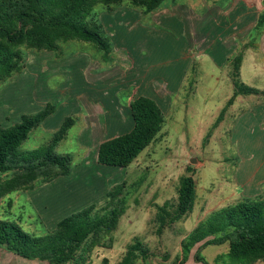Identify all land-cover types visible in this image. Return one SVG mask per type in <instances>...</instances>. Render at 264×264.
<instances>
[{"label": "rangeland", "instance_id": "rangeland-1", "mask_svg": "<svg viewBox=\"0 0 264 264\" xmlns=\"http://www.w3.org/2000/svg\"><path fill=\"white\" fill-rule=\"evenodd\" d=\"M105 9L103 4H98L88 21L101 25L109 54L94 43L77 40L60 44L57 52H38L24 47L25 68L0 87V129L19 123L23 115L41 112L47 104L56 108L49 122L44 121L29 134L20 151L47 146L67 119L74 121L66 138L54 148L55 155L71 158V174L54 179L47 185V179L41 176L25 188L6 194L0 198V219L17 224L30 235L45 236L56 229L57 221L71 214L90 206L99 210L105 208L108 193L123 188L127 206L113 236V247L95 250L90 264H101L104 258H108L110 264H118L136 239L153 253V264L179 263L182 259L181 243L187 235L222 205L228 206L230 194L236 192L234 177L243 158L254 165L264 159V119L254 117L248 127L235 130L238 109L246 103L237 104L228 111L220 127L212 130L227 100L233 95V89L226 79H222L220 84L215 80V76L221 75L211 60L217 49L215 53L210 52L211 56L201 58L196 45L192 50V62H197V71L189 75L190 79L195 77V85L192 92L187 89L191 94L186 96L184 93L175 101L156 141L128 168L98 164L95 139L101 137L108 141L113 136L132 131L133 120L126 105L127 97L137 84L146 79L148 70L162 63L152 50L136 42L132 49H136L140 56L134 57L136 67H133L129 54L125 51L119 53L110 38L117 28L109 29L102 22L106 13L113 14L118 10L140 13V8L123 7L113 12ZM148 15L141 21L146 31L151 29ZM256 35L257 32L254 37ZM263 57L258 51L248 53L240 77L247 86L259 91H264V73L260 67ZM118 69L121 70L119 76ZM111 81L121 84L113 85ZM253 99L264 103V95ZM92 117L102 125L109 123L110 118L116 119L118 125L114 127V135L107 132L99 137L93 135L89 129ZM209 134L210 138L207 137ZM189 166L196 170L194 210L160 238L156 234L155 222L158 207L177 200L180 178L187 173ZM12 177L10 173L3 176L0 190ZM43 194H48L49 200L40 198ZM52 201L58 204L55 205L58 208L51 210L57 214L48 218L46 202L52 204ZM199 247L194 248L186 264H200L194 260ZM228 250V244L210 245L201 249V255L213 264L218 255Z\"/></svg>", "mask_w": 264, "mask_h": 264}, {"label": "trees", "instance_id": "trees-1", "mask_svg": "<svg viewBox=\"0 0 264 264\" xmlns=\"http://www.w3.org/2000/svg\"><path fill=\"white\" fill-rule=\"evenodd\" d=\"M168 0H0V87L25 68L23 48L38 52H57L60 44L68 41L94 43L109 54V45L101 32V25L88 17L98 4L105 11L117 8H140L143 14L157 11ZM175 1V0H172ZM264 27V13L258 28ZM243 57L233 62L234 93L221 111L212 130L223 122L228 109L240 96H260L259 91L240 80ZM48 104L35 115H23L21 121L9 128L0 129V180L7 174L13 177L0 190V198L19 191L39 177L45 183L71 174L69 156H57L54 148L64 140L72 119H67L47 146L34 151H20L29 134L55 113ZM134 128L131 132L102 143L98 149L100 165L128 168L161 134L166 118L155 101L139 97L131 104ZM211 137V134L207 136ZM196 170L187 167L180 178L175 202L158 207L155 222L160 238L173 225L193 212L196 200ZM108 204L103 209L90 206L69 215L57 223L48 235L36 237L17 224L0 219V248L22 259L43 261L49 264H90L97 249H112L114 234L125 214L127 199L123 188L108 193ZM228 244L227 253L218 255L213 264H255L264 262V194L255 199L223 207L205 220L182 241V259L175 264H186L198 245L194 260L209 264L201 249L210 245ZM153 253L136 239L129 245L118 264H153ZM101 264H110L104 258Z\"/></svg>", "mask_w": 264, "mask_h": 264}, {"label": "crops", "instance_id": "crops-1", "mask_svg": "<svg viewBox=\"0 0 264 264\" xmlns=\"http://www.w3.org/2000/svg\"><path fill=\"white\" fill-rule=\"evenodd\" d=\"M163 4L157 11L148 15L150 16L148 18L150 28L153 29L149 31H146L141 24L147 14L141 12L118 10L113 14L106 13L102 16V22L106 27L109 26V29L111 27L117 28L116 32L110 34V38L114 40L115 48L118 49L119 53L125 51L129 54L133 67H136L134 57L138 58L140 56L135 52L136 49H132L136 42H139L140 45L143 44L144 47L147 46L149 51L152 50V53L159 60L162 59L161 65L157 64L153 69L148 70L146 79L137 84L132 90L129 97H127V107L131 110V104L135 99L146 97L156 102L165 117L167 114L169 115L173 110L175 101L181 98L184 93H187L188 88L192 92L191 89L195 85V77L190 79L189 75L191 72L195 73L197 71V62H194V60L192 62V50L196 45L199 50L197 52L198 56H202L201 58H205L210 52L215 53L217 49V54L211 60H213L215 68L221 75L215 76V80L220 84L222 79H226L234 93L233 60L239 55L243 57L241 77L248 53L258 51L264 56V27L258 28L260 16L264 13V0H176ZM116 24L121 25L116 26ZM136 30H139L138 33H135ZM256 32L257 35L254 37ZM120 55L123 56L122 53ZM260 67L264 73V57ZM257 69L259 68L257 67ZM117 74L119 76L121 70L118 69ZM119 83L121 84V82ZM111 84L120 86L115 81H111ZM191 92L187 93L186 96ZM255 97L240 96L228 109L230 111L237 104L244 105L246 103L245 106L238 109L235 130L248 127L249 121L254 117L264 119V103L261 100L252 101ZM51 117L52 115L44 123L49 122ZM109 120V123L105 122L102 125L92 117L89 126L92 134L97 137L103 135V132L114 135V127L118 125V121L113 120V118ZM133 128L134 121L132 123ZM115 137L117 136H113L111 139ZM100 138L95 139L97 159L100 145L106 142ZM234 178L237 186L236 192L233 191L230 194L231 199L228 205L262 196L264 194V159L254 165L246 157L243 158V163L238 166ZM48 196V194H43L40 198L43 197L47 201L49 200ZM46 204L49 207L46 216L48 218L55 216L57 212L51 210L58 208L55 207L58 204L54 201H52V204L48 202ZM223 207L225 206L222 205L221 208ZM19 258L4 249H0V264H49L43 261H19L25 260Z\"/></svg>", "mask_w": 264, "mask_h": 264}]
</instances>
